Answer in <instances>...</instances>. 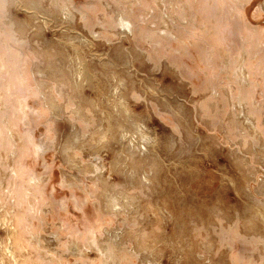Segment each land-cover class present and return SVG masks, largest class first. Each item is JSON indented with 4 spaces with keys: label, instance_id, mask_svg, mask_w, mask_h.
<instances>
[{
    "label": "rangeland",
    "instance_id": "obj_1",
    "mask_svg": "<svg viewBox=\"0 0 264 264\" xmlns=\"http://www.w3.org/2000/svg\"><path fill=\"white\" fill-rule=\"evenodd\" d=\"M3 204L16 264H264V0H0Z\"/></svg>",
    "mask_w": 264,
    "mask_h": 264
},
{
    "label": "bare ground",
    "instance_id": "obj_2",
    "mask_svg": "<svg viewBox=\"0 0 264 264\" xmlns=\"http://www.w3.org/2000/svg\"><path fill=\"white\" fill-rule=\"evenodd\" d=\"M1 208H2V212L0 213V215H1L0 228L7 231L8 244L5 246L1 244L0 250H1L2 255L8 257L11 261H13V263L16 264L18 262L17 251L13 247V245L11 244L13 236L16 233V230L12 226V223L10 221V216L12 215L13 212H11L10 210H7L5 204L1 205ZM95 246H96V243H95ZM73 250H75V249H73ZM98 250H99V248H98Z\"/></svg>",
    "mask_w": 264,
    "mask_h": 264
}]
</instances>
